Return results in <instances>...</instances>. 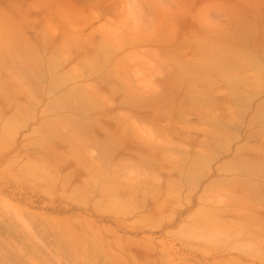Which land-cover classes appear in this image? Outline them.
Wrapping results in <instances>:
<instances>
[{"label": "rangeland", "instance_id": "374dc122", "mask_svg": "<svg viewBox=\"0 0 264 264\" xmlns=\"http://www.w3.org/2000/svg\"><path fill=\"white\" fill-rule=\"evenodd\" d=\"M101 3L0 0V244L14 264H264L263 143L238 118L264 0Z\"/></svg>", "mask_w": 264, "mask_h": 264}, {"label": "crops", "instance_id": "0c3cea01", "mask_svg": "<svg viewBox=\"0 0 264 264\" xmlns=\"http://www.w3.org/2000/svg\"><path fill=\"white\" fill-rule=\"evenodd\" d=\"M239 106V120L249 127L250 138L254 136L258 142L263 143L264 149V86L250 87L246 92H241Z\"/></svg>", "mask_w": 264, "mask_h": 264}, {"label": "bare ground", "instance_id": "6f19581e", "mask_svg": "<svg viewBox=\"0 0 264 264\" xmlns=\"http://www.w3.org/2000/svg\"><path fill=\"white\" fill-rule=\"evenodd\" d=\"M105 1V0H104ZM103 0H102V3L104 2ZM110 1V0H109ZM78 2V1H77ZM92 2V1H91ZM91 2H87V3H89V4H87V5H91ZM96 2V1H95ZM97 3H98V1H97ZM101 3V4H102ZM107 3V2H106ZM79 4V3H78ZM84 5V4H83ZM86 5V4H85ZM95 5V4H94ZM102 6V5H101ZM110 6H112V5H110ZM87 8V7H86ZM94 8V7H93ZM74 9H76V8H74ZM87 10H88V8H87ZM104 10V9H103ZM105 11H107V10H105ZM91 12V11H90ZM101 12V11H100ZM95 14H97V13H95ZM91 15V14H90ZM100 15V14H99ZM98 19V18H97ZM125 21L126 20H124V23H125ZM112 22V21H111ZM121 21H119V23H120ZM113 23H115V22H113ZM122 23V22H121ZM124 23H122V25L124 26V25H127V24H124ZM127 23V22H126ZM117 26H118V24H116ZM110 26H112V25H110ZM108 28V27H107ZM113 28H115V27H113ZM109 30H111V29H109ZM144 60V59H143ZM160 60V59H159ZM145 61V60H144ZM162 63V62H161ZM146 64H148V63H146ZM144 65H145V63H144ZM19 215V214H18ZM30 215V214H29ZM31 216V215H30ZM34 218H35V216H34ZM12 220H14V219H12ZM33 218H30V222H33V221H36L37 220V218L35 219V220H33ZM38 221H41V220H37V222L34 224V222H33V224L35 225V226H37L38 224L37 223H39ZM44 223V222H43ZM33 224H31L32 226H34ZM40 224H42V221H41V223H39V227H40ZM46 225V224H45ZM15 226V225H14ZM18 226V225H17ZM17 226H16V228H17ZM22 227V226H21ZM20 227V228H21ZM44 227V226H43ZM49 227V226H48ZM3 228V227H2ZM51 228V227H50ZM22 229H25V227H23ZM21 229V232L22 231H24V233L22 232L21 234H25V231L27 232L28 230V232H30V233H26L25 235H24V238H25V236L27 237L28 236V240L30 241V239L31 238H33L32 236H34L33 235V233L35 234L36 232L34 231L33 233H31V230H30V228H28V230L27 229H25V230H22ZM41 229V228H40ZM18 230H20V229H18ZM33 230H35V229H33ZM37 230H39L38 228H37ZM41 230H43V229H41ZM37 231V232H41V233H43V231ZM49 231V230H48ZM7 232V231H6ZM45 232L47 233V228H46V230H45ZM44 232V233H45ZM45 233V234H46ZM30 234H31V236H30ZM39 234V233H38ZM38 234H35V236L37 235L38 237H39V235ZM1 236V235H0ZM12 236V235H11ZM38 237H34V238H38ZM40 237H42V236H40ZM44 237V236H43ZM62 237H64L63 235H62ZM70 237V236H69ZM45 238V237H44ZM57 239H58V237H56ZM56 238H54L55 240H57ZM66 238V237H65ZM1 239V238H0ZM35 239V240H36ZM39 239V238H38ZM37 239V240H38ZM70 239V238H69ZM75 239V238H74ZM31 240H33V239H31ZM34 240V241H35ZM4 241V240H3ZM34 241H32L31 242V244H33L34 245V248L35 249H37V250H39V251H41L42 252V254L44 253L45 255L47 254V256H45L44 254H43V258L44 259H46L45 257H47L48 258V256H49V258L48 259H51V254L53 253L52 251H51V249L49 250L48 248H47V250L49 251V252H51V254L49 253H46L45 252V250H46V246L48 245V243H47V245L44 247V246H42L41 245V243H40V240H39V244L36 242H34ZM42 241V240H41ZM59 241V240H58ZM67 241H68V238H67ZM6 241H4V243H5ZM8 242V241H7ZM51 242L52 243H54V242H56V243H58L57 241H52L51 240ZM70 242V241H69ZM26 243V242H25ZM50 243V242H49ZM78 243V242H77ZM59 244V243H58ZM61 244H63V243H60V245ZM69 244V243H68ZM71 245H72V242L70 243ZM27 245V244H26ZM5 246H8L7 244L5 245ZM4 245H3V243L2 244H0V264H14V263H17V262H19V263H24L23 261H21V259L23 258V255L22 256H20L21 255V252H22V250H19V253H20V255L18 256H16V254H17V252H16V250H15V253L16 254H14L12 251H11V249L10 248H6ZM13 247V246H12ZM57 247V246H56ZM56 247H54V248H56ZM60 247V246H59ZM14 248V247H13ZM12 248V249H13ZM31 248H32V245H31ZM69 248V247H68ZM71 248V247H70ZM79 248H80V246H79ZM35 249H32V250H35ZM61 249V248H60ZM37 250H35L36 252H37ZM55 251H56V249H55ZM68 251V250H67ZM70 251V250H69ZM72 251H74V250H72ZM26 253V252H25ZM60 253V252H59ZM61 253H62V251H61ZM60 253V254H61ZM71 253V252H70ZM72 253H74V252H72ZM22 254H24V253H22ZM39 255H41V254H39ZM54 254H52V256H53ZM56 255V254H55ZM54 255V257L52 258L53 260L51 261V263H55L54 261L56 260L55 258H57L58 257V255H56L55 256ZM66 255V254H65ZM64 255V256H65ZM67 255H69L68 253H67ZM72 256H70V257H72V259H73V254H71ZM78 255V254H77ZM45 256V257H44ZM62 256V255H61ZM64 256H62V258L64 257ZM20 257H22V258H20ZM69 257V256H68ZM89 257V256H88ZM41 258V257H40ZM42 258V259H43ZM48 259H46V260H44V261H48ZM74 259H75V257H74ZM57 260L59 261L58 263L59 264H61V262H60V260L57 258ZM62 260V259H61ZM25 261H28L29 262V260L27 259V260H25ZM90 261V260H89ZM57 262V261H56ZM18 263V264H19ZM50 263V262H49ZM80 263V262H79ZM87 264V263H86ZM90 264V263H89Z\"/></svg>", "mask_w": 264, "mask_h": 264}]
</instances>
